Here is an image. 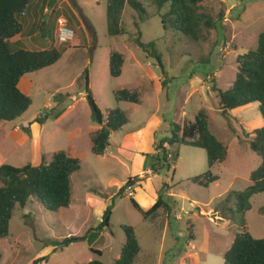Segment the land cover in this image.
Returning <instances> with one entry per match:
<instances>
[{"label": "rangeland", "instance_id": "rangeland-1", "mask_svg": "<svg viewBox=\"0 0 264 264\" xmlns=\"http://www.w3.org/2000/svg\"><path fill=\"white\" fill-rule=\"evenodd\" d=\"M51 6L54 13H60L57 21H66L72 37L67 42L60 39L57 21L56 31L50 38L45 35L63 57L53 67L30 76L36 83L29 95L33 104L22 119L0 124V168L49 164L60 152L79 158L82 168L72 176L68 209L53 213L35 201L23 210L17 208L9 238L0 240V264H32L41 258L45 260L39 264L93 260L115 264L126 243V226L135 228L142 248L137 264H225L226 252L244 230L235 199L228 198L252 185L250 175L261 158L250 149L249 137L264 124L258 104L225 114L219 92L235 82L238 57L257 49L264 32V0H206L203 12L217 21L218 28L198 42L166 31L150 6L151 18L144 24L127 7L123 17L127 34L113 38L107 33V0H53ZM82 12L86 18L82 19ZM42 20L49 32L52 20L47 15ZM139 38L144 44L156 42L167 78L156 57L138 47ZM113 51L126 59L117 79L109 70ZM86 72L102 112L108 116L110 110L120 108L129 118L110 137V155L92 153V132L99 125L88 101ZM165 78L169 84L162 90L159 81ZM123 89L138 90L141 103H118L114 93ZM201 110L208 114L210 132L228 148L227 160L215 171L220 180L208 188L194 184L192 180L209 169L207 153L176 144L169 151L179 157L170 169L152 173L150 179H146L149 173L137 174L140 182L119 196L131 174L138 172L139 157L144 158L142 170L151 171L154 161L149 156L155 154L158 142L173 138V124L194 123ZM159 198L169 210L161 208L149 220L132 202L149 211ZM113 203L110 228L96 231ZM247 220L251 234L264 239V195L255 199ZM73 236L87 240L62 251L57 244Z\"/></svg>", "mask_w": 264, "mask_h": 264}, {"label": "trees", "instance_id": "trees-1", "mask_svg": "<svg viewBox=\"0 0 264 264\" xmlns=\"http://www.w3.org/2000/svg\"><path fill=\"white\" fill-rule=\"evenodd\" d=\"M206 0H107L106 23L108 36L121 37L127 34L123 27L124 12L127 7L133 10L144 24L151 15L147 6L156 10V16L162 21L164 29L174 30L193 42L206 40L207 35L218 28V23L210 14L203 12L202 4ZM32 0H0V124L11 123L22 118L33 104L31 97L25 95L19 88L22 78L39 73L56 65L63 57L58 48H48L42 51L28 50L21 42L24 32L23 19L31 8ZM220 21H222L220 19ZM141 37V33H139ZM139 48L154 55L158 64L167 72L158 52L156 42L144 44L139 38ZM238 72L235 82L227 91L219 92L221 110L229 112L245 109L253 104L259 105V112L264 124V32L258 39L256 50L241 55L237 59ZM125 65V56L117 51L110 54L109 70L112 78H120ZM87 96L92 110V116L100 129L92 137V153L103 156L110 146V137L121 131L128 123L126 112L120 108L112 109L106 116L96 104L90 90L89 75L86 72ZM160 80L162 90L169 84ZM216 90V89H214ZM118 103H141V93L138 90H117L114 93ZM209 117L201 110L195 117L194 123L183 127L173 124L174 134L171 139H162L156 146L151 171L160 174L170 169L177 161L178 153L171 154L170 148L176 144L204 149L207 153L208 171L192 182L202 187L219 181L215 173L228 157V148L219 141L209 130ZM36 122L41 123L39 119ZM28 130H26L27 132ZM249 146L253 153L261 158L259 167L250 175L252 185L242 192H233L228 201L235 199L236 213L240 217L239 225L244 230L237 234L230 249L224 256L225 264H264V239L255 238L249 231L248 213L253 209L255 199L264 195V125L254 130L249 137ZM172 161V162H171ZM82 168L79 158L60 152L53 155L49 164L33 166L31 164L18 168L4 165L0 168V240L10 236V225L17 208L25 209L31 201L40 204L49 212L68 209L72 203V176ZM139 176L129 178L119 193L123 197L128 188L139 183ZM134 207L139 210L145 220H149L165 207L159 200L149 210L144 211L134 200ZM115 204L109 206L103 214V219L96 231L110 228ZM233 209H230L232 213ZM236 216V215H235ZM126 243L122 248L120 258L115 264H137L142 251L135 228L124 227ZM87 237H70L58 243L63 251L71 244L85 242ZM102 255L100 252H98ZM45 258L32 264H39ZM2 254L0 252V263ZM88 264H104L93 260Z\"/></svg>", "mask_w": 264, "mask_h": 264}, {"label": "crops", "instance_id": "crops-1", "mask_svg": "<svg viewBox=\"0 0 264 264\" xmlns=\"http://www.w3.org/2000/svg\"><path fill=\"white\" fill-rule=\"evenodd\" d=\"M52 2H53V0H32L30 11L26 15V17H24V19H23L24 32H23L22 37H21V42L27 49H29L31 51L45 50V49H48L51 47L50 42L48 41L50 38L49 36H51L52 33H54L53 31H56V21H57V18L60 17L59 12L54 13V11L52 9L53 6H51ZM97 4H99V3H97ZM81 6L82 5H80V7ZM55 14H57V15H55ZM44 15H47L48 19L52 20V26H51L49 32L47 31L48 26H46V23H44L42 20V17H44ZM81 15H82V19L86 18L85 16H83L84 15L83 12L81 13ZM54 19H55V21H54ZM82 19L80 21V23H81L80 26L83 25V27H84L85 25H84V22ZM91 24H92V22H91ZM92 26H93V24H92ZM44 27H47V28L43 29ZM42 29L45 32L44 34L41 33ZM94 34L96 37H98V32H97V29L95 27H94ZM45 35H47L49 38H46ZM89 36H90V38H92L91 34ZM125 63H126V59H125ZM30 76L31 75L22 78V80L19 84L20 90L25 95H28V96L34 92L35 84H36L31 79ZM159 83H160V81H159ZM4 123H6V122H4ZM99 129H100V127L99 128L96 127V130H99ZM92 133L94 134L96 132L93 131ZM112 135H111V137H112ZM129 136H131V135H129ZM110 147H111V145L108 148L110 149ZM109 149L106 150V153L104 154V156L110 155ZM121 149L123 150V145H122ZM155 154H156V150H155ZM143 159H144L143 157H139L140 166L138 168V172H136L135 174H131V178L135 177L137 174L141 176L143 173H149V174H146V179H150L149 177H150V174H152V171H150V170L143 171L141 168V165L143 164ZM160 213H161V211L158 214H160ZM169 226H170L169 219L167 218L166 228H169Z\"/></svg>", "mask_w": 264, "mask_h": 264}, {"label": "built area", "instance_id": "built-area-1", "mask_svg": "<svg viewBox=\"0 0 264 264\" xmlns=\"http://www.w3.org/2000/svg\"><path fill=\"white\" fill-rule=\"evenodd\" d=\"M57 23L59 25V37H60V39L62 41L67 42L72 36L70 34L71 32L68 31V28H67L68 26H67L66 21L63 18H59ZM65 35H66V37H65Z\"/></svg>", "mask_w": 264, "mask_h": 264}]
</instances>
